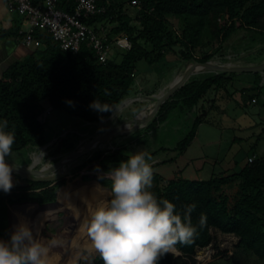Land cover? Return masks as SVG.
Segmentation results:
<instances>
[{
	"label": "trees",
	"instance_id": "trees-1",
	"mask_svg": "<svg viewBox=\"0 0 264 264\" xmlns=\"http://www.w3.org/2000/svg\"><path fill=\"white\" fill-rule=\"evenodd\" d=\"M43 1L33 0V3ZM74 1L58 0V8L72 11ZM133 2L138 9L135 24L125 12V5ZM100 5L106 12L85 20V23L95 28L101 24L106 30L110 28L105 44L109 51L113 49L114 56L110 57L109 52L106 62L99 61L88 42L82 45L79 53L73 54L62 50L50 34L36 31L35 37L42 48L4 71L0 79V122L7 120L8 127L4 131L15 133L12 150L44 147L47 141L43 118L47 112L66 110L67 101L73 102L76 116L84 123L96 124L109 119L133 92L140 62L154 66L164 62L168 55H175L181 61L208 62L239 31L264 41V0H101ZM172 17L182 23L181 33L171 26L169 19ZM20 31L17 27L0 34L2 37L14 35L22 40ZM120 39H126L130 46L118 47L116 41ZM204 46L211 47L213 53L202 59L195 58L194 51ZM255 75L259 76V73ZM235 76L208 73L198 79L191 77L160 108L149 128L167 122L169 114L177 109L191 113V129L177 146L182 156L195 140L199 126L208 123L210 107L204 101L213 102L209 100L212 93L228 92ZM250 99L254 97L250 96ZM94 100L108 106L110 112L99 113L91 109L89 105ZM68 137L60 142L59 150L74 147L67 141ZM126 151L125 147L114 152L93 153L80 169L90 167L97 172L98 165L99 173H106L113 164L127 158L129 153ZM157 166H152L153 187L149 189L157 199L174 203L182 217L188 206H194L190 220L196 232L190 242L175 246L183 257L191 259L197 250L210 246L213 242L211 230L215 229L236 236L239 243L230 258H220L209 264H250L252 259L264 262V157H256L239 173H223L207 180L167 181L155 172ZM26 181L27 185H14L10 193L0 191L1 239L7 240L10 236L8 205L54 202L58 188L64 184ZM234 182H239V190L231 205L223 189ZM100 183L102 190L110 196L111 181L102 178ZM26 208L28 213L38 210ZM13 212L15 224L19 225L21 221L16 216L19 214ZM202 217L203 226L200 223ZM172 252L178 254L177 250ZM183 257L176 258L168 253L159 264H188ZM95 264H103L100 256Z\"/></svg>",
	"mask_w": 264,
	"mask_h": 264
},
{
	"label": "rangeland",
	"instance_id": "rangeland-1",
	"mask_svg": "<svg viewBox=\"0 0 264 264\" xmlns=\"http://www.w3.org/2000/svg\"><path fill=\"white\" fill-rule=\"evenodd\" d=\"M135 5V2L125 5V12L133 19L134 24L135 17L138 14V9ZM169 21L173 29L177 33H181L182 23L175 17L170 18ZM99 26L101 27L103 25L101 24ZM24 28L28 30L27 27ZM107 29L109 30L110 28L107 27ZM253 37L254 35L252 36L246 31H239L229 42L223 45V49L220 52L213 55L210 61L220 65L232 64L243 67L251 66L250 62L253 61H264V41L255 40ZM117 42L118 41H116V43ZM123 44V47H121V45H118V47L124 49L125 44H127L125 40ZM212 53L213 50L211 47L204 46L195 50L194 56L195 58L202 59L206 55ZM113 56L114 53L112 49L110 51V57ZM189 62L191 61H181L179 57L175 55H168L164 62L154 65L152 68L148 67V70H146L147 72L139 71L138 79H136V84L130 97L122 102L109 119L102 122L88 124L80 121L76 116L74 106L70 105H67L66 110L62 112H47L43 118L45 122V138L47 144L38 149L24 148L12 150L11 155L6 157V162L18 167L32 168L34 170H41L48 165L49 169L63 157L78 151L90 141L124 124L145 109L138 119L139 121H143L147 117L146 111L151 110L153 102L156 100V95L168 87L175 76L185 70ZM206 74L208 73L203 72L194 74L192 78L198 79ZM263 89L264 88H261L262 91ZM228 92L234 96V100L242 104L241 93L236 92L233 87H229ZM204 102L208 106V99ZM260 108L259 105L250 103L244 110L246 113H249L250 111H257ZM239 114H241V108H234V111L233 109H229L226 116H222V129H217V131L212 129L208 123L203 124L198 128L197 137L192 143L189 152L182 156L179 155L177 146L189 133L193 119L186 116L180 109H177L169 114V119L166 123L154 129L149 128L157 118V113L153 120L145 127L112 139L106 143V147H95L72 162L65 171L66 177L61 179V182L64 184L57 190V193L60 192L61 196L65 188L70 190L68 191L69 193L65 201L60 203L66 204L56 210H52L50 213L44 214L50 217L44 220L45 216L43 215L36 226H34L33 223V219L37 215L36 213L30 216V214L25 215L16 210V213L18 212L21 217V221L26 222L28 227L32 230L34 237L38 235V240L47 247L46 264H55L57 262V264H65L70 253L74 251L77 252L79 257L74 259L72 264L89 263L88 257L92 254V250L90 246L84 245L85 242L81 240V233L85 229L84 224L87 220L90 207L94 206L99 200L110 198V196L102 190V185L98 179L106 178L103 173L92 171L90 167L80 169L90 155L96 152H114L117 149L126 147V153L135 154L138 151L148 153L151 156L149 163L151 166L158 165L155 168V172L161 175L165 180H171L177 176L188 180H207L211 177V175H208V171L212 172V170L215 169V172H218L219 166L216 164L217 159L229 160L239 151L238 147L232 143L234 137L246 139L241 145L245 153L250 152V155L255 153V151H252L249 147L256 142L258 134L263 132L261 127H264V121L257 120L260 125L254 131L256 133L255 136L250 134V138H248L247 135L241 132L234 135L232 133L231 137L229 135L231 133L228 130V126L231 124V118H234L240 123H243L247 119L237 117ZM190 115L192 114L190 113ZM212 116L216 117L215 114H212L211 117ZM252 130L253 129H251V131ZM67 135L69 136L67 141L74 144V147L70 150L66 148L59 150L58 147L60 142L65 139ZM214 138H220L218 143H214L217 144V146L208 145V140H214ZM220 141L221 143H219ZM263 149L264 148H261L258 152L256 151L257 154L263 155ZM38 158L39 161L37 162ZM62 167L63 164L61 162L58 169L60 170ZM57 174L56 172L54 175ZM12 177L14 185L24 186L28 184L24 178L14 174H12ZM83 177H88V179L84 180ZM79 190H81L82 196L78 193ZM223 193L229 197L230 204L233 205L237 197V185L230 184L225 186ZM57 200L58 202L59 200L61 201V197H57ZM77 203H79L78 208L80 209L76 207ZM28 207L29 210L35 209L34 206ZM82 207H84V210ZM11 211L13 213V209H11ZM41 222H43L44 229L40 226L42 225L40 224ZM15 226L17 225L15 224ZM46 231L52 233V236L47 235L48 232ZM211 234L213 237L212 244L202 250H197L191 259L183 257V255L178 256V254L174 252H169V254L174 255L176 258L183 257L184 262L188 264H209L220 258H230L234 254L239 239L234 235L223 234L215 229L211 230ZM89 242L91 241L88 237L87 243ZM70 244H72V248L69 247ZM209 249L213 252L210 259L202 258L207 254ZM94 251L95 250H93V252ZM64 256L65 258L67 257L65 260L63 258ZM250 264H264V262L252 259Z\"/></svg>",
	"mask_w": 264,
	"mask_h": 264
},
{
	"label": "clouds",
	"instance_id": "clouds-1",
	"mask_svg": "<svg viewBox=\"0 0 264 264\" xmlns=\"http://www.w3.org/2000/svg\"><path fill=\"white\" fill-rule=\"evenodd\" d=\"M67 103L73 106L72 101ZM89 107L110 112L97 100ZM7 127V120L0 122V191L6 194L14 187L13 167L6 157L15 142V133L4 131ZM150 160L146 152L129 153L117 167L103 173L111 181L110 198L91 206L84 224L103 264H159L178 243L190 242L196 232L190 220L194 206H188L182 217L174 203L158 200L149 190L153 187ZM95 170L100 171L98 165ZM200 223L203 226V217ZM47 253L26 223L14 226L7 240L0 239V264H46Z\"/></svg>",
	"mask_w": 264,
	"mask_h": 264
},
{
	"label": "crops",
	"instance_id": "crops-1",
	"mask_svg": "<svg viewBox=\"0 0 264 264\" xmlns=\"http://www.w3.org/2000/svg\"><path fill=\"white\" fill-rule=\"evenodd\" d=\"M8 2L9 0H0V32L12 31L17 27H20L21 30H25L24 27L27 26L24 24L23 18L16 12L10 11V9L8 8ZM40 48H42V46ZM34 51H35L34 49L28 48L22 42V40L17 36L12 35L8 37H2V34H0V79L3 77L4 71L8 67H10L11 65L17 62H21L25 60ZM263 62H264L263 60H260V61H253L250 63L251 65H258ZM148 67L152 68V66H149L145 62H140L138 64V68L136 71V79H138L139 71H146L148 70ZM232 87L236 92L242 94V104L239 103L237 100H234V96L229 92L220 91L217 94L212 93L209 97V100L210 101L213 100V102L208 104V106L210 107L208 109V125L211 126V128L216 131L217 129H222L221 127L222 116L225 117L229 109L230 110L233 109L234 111V108L235 109L241 108V114L237 115V117L239 118L241 117V119L247 118L248 120L246 119V121L240 123L234 118H231L230 120L231 124L229 125L230 127L228 126L229 128L228 130L231 133L229 135L232 137V133L234 135L236 133L242 132L245 135H247L248 138H250L249 137L250 134H252V136H255L256 133L254 131L260 125V123L257 120L259 119L264 121V89L263 91L261 90V88H264V73H259V76H256L255 73L236 74V76L234 77ZM250 96H253L254 99H250ZM247 98L249 99V101ZM253 100H256V102L253 103ZM250 103L253 105H259L261 108L257 111H250L249 113H246L244 109ZM195 111L196 109H194L193 112ZM183 113L186 114V116H188L189 118H192V115H190L189 112L185 111ZM212 114H215L216 117L213 116L211 117ZM203 124H207V123H203ZM203 124H201L199 127H201ZM251 129L253 130L251 131ZM261 129L263 130V132L258 134L256 142L249 147L252 151H255L253 155H250V152L245 153L243 151V148L241 147V145L246 140L245 138L234 137L232 143L233 145L238 147L239 151L235 153L229 160L217 159L216 164H218L219 166L218 172H215L214 169L212 170V172L208 171V175H211L212 177L214 175H219L223 173H228V174L239 173L252 161L254 157H264V149H263V155H259V153L257 154L259 149L264 148V134H263L264 127H261ZM219 140L220 138H214V140L213 139L208 140V145L217 146V144L214 143H218ZM221 141L219 143H221ZM191 145L188 147L187 151L184 154L189 152ZM174 179H183V178L177 176ZM238 183L239 182L232 183V185L233 184L237 185V193L239 190ZM68 193L66 197L68 196Z\"/></svg>",
	"mask_w": 264,
	"mask_h": 264
},
{
	"label": "built area",
	"instance_id": "built-area-1",
	"mask_svg": "<svg viewBox=\"0 0 264 264\" xmlns=\"http://www.w3.org/2000/svg\"><path fill=\"white\" fill-rule=\"evenodd\" d=\"M100 2L75 0L72 11H67L58 8V0H44L38 4H34L33 0H9L8 8L23 18L28 30H21L20 33L23 34L22 42L28 48L36 50L42 46L35 37L36 31H39L50 34L62 50L73 54L79 53L82 45L88 42L99 61L106 62L110 52L105 44L107 30L104 26L95 28L85 23V20L106 12ZM124 40L127 43L125 48L129 47L128 41ZM124 40H118L117 45L123 47Z\"/></svg>",
	"mask_w": 264,
	"mask_h": 264
},
{
	"label": "water",
	"instance_id": "water-1",
	"mask_svg": "<svg viewBox=\"0 0 264 264\" xmlns=\"http://www.w3.org/2000/svg\"><path fill=\"white\" fill-rule=\"evenodd\" d=\"M192 63L191 67H187L184 76L182 80L174 85L170 86L168 90L159 98L156 100L153 111L148 119L144 121V123H148L149 121H152L153 118L157 115L158 111L160 108L168 102L182 87H184L190 78L194 75V68L197 66H200L203 68L204 73H214V74H242V73H264V62L258 65H251V66H237V65H232V64H223V65H217V63L213 61H208L201 63L195 59L191 60V62L188 63L190 65ZM230 65L229 67H226ZM136 117L130 119L129 121L125 122L124 124H121L104 134L100 135L93 141H90L86 145H84L81 149H79L76 152L71 153L70 155H67L63 157L60 161L52 165V169L50 170H45V168L41 170H34L32 168H23V167H18L13 164H10L13 167V172L12 174L17 175L21 178H24L29 181L33 182H49L52 183V185H55L57 182H60L61 179L66 177V173L62 172L58 169V165L66 161L68 165H70L72 162L77 160L79 157L85 155L88 153L91 149L95 147H101L102 144H105L112 139L129 134L133 131L138 130L141 126V124L136 125L135 123ZM128 126H132L130 129L127 128ZM8 163V162H7ZM119 163L113 164L112 167H117ZM58 173L57 175H54L55 173ZM100 180V178H98ZM106 188V187H104ZM108 189V188H106ZM110 191V189H108ZM56 196L58 197V193H56ZM58 200L40 205L38 203H30V202H25V203H13L8 205V223H9V232L11 233L14 231V226H15V215L12 213L11 209H16L20 212H22L25 215L30 214L32 216V213H28V211L25 210L26 207L28 206H34L36 209H46V208H51L55 207L58 204ZM44 229V227H43ZM51 235V234H50ZM52 236V235H51ZM178 256H181L182 253L178 250ZM99 256L98 253L96 254H90L89 255V263L88 264H95V261L97 257Z\"/></svg>",
	"mask_w": 264,
	"mask_h": 264
},
{
	"label": "bare ground",
	"instance_id": "bare-ground-1",
	"mask_svg": "<svg viewBox=\"0 0 264 264\" xmlns=\"http://www.w3.org/2000/svg\"><path fill=\"white\" fill-rule=\"evenodd\" d=\"M216 63V62H215ZM217 65H220V64H217ZM192 66V63L190 64V65H187V67H191ZM230 65H228V66H226V67H229ZM187 67L185 68V70H183L182 72H180L179 74H177L176 76H175V78L173 79V81L169 84V86L168 87H166L163 91H161V92H159V94H157L156 95V100L157 99H159L167 90H168V88L170 87V86H174V85H176V84H178L181 80H182V78H183V76H184V73H185V71H186V69H187ZM204 71H203V68L202 67H200V66H197V67H195L194 68V74H198V73H203ZM172 84V85H171ZM156 100H155V102H156ZM155 102H153V106H152V108H151V110L149 111V110H147L146 111V113H147V117H146V119H148L149 117H150V115H151V113H152V111H153V108H154V105H155ZM147 109H148V107H147ZM145 110V109H144ZM143 110V111H144ZM142 111V112H143ZM142 112H140L137 116H136V119H135V123L134 124H136V125H139V124H141L140 126V128H143V127H145L148 123H144V121L146 120V119H144L143 121H139L138 119H139V116L142 114ZM132 126H128L127 128H131ZM106 147V143L105 144H102V148L103 147ZM40 158V157H39ZM39 158L37 159V162L39 161ZM36 162V163H37ZM35 163V164H36ZM60 165V164H59ZM58 165V166H59ZM69 165L67 164V162L65 161V163H64V165H63V167L60 169V171H62V172H65L66 171V169H67V167H68ZM53 167V166H52ZM52 167H50V168H52ZM45 168V170H50V168L48 169V165L47 166H45L44 167ZM101 187V186H100ZM80 195L82 194V192H81V190H79V192H78ZM67 195V194H66ZM65 195V196H66ZM82 196V195H81ZM58 197H60V192L58 193ZM78 197V196H77ZM77 199V198H76ZM79 200V199H78ZM59 203H60V200H59ZM58 203V204H59ZM57 204V205H58ZM64 204H66V203H64ZM63 203L62 204H59L57 207H55V208H53L52 210H56V209H58V208H60L61 206H63L64 205ZM79 203H77L76 204V207L78 208L79 207V205H78ZM78 209H80V208H78ZM82 209L84 210V207H82ZM16 211V209H13V211ZM25 210L26 211H28L27 210V208H25ZM42 210H45L44 211V214H47V213H50V212H52V210L50 209V208H46V209H38L35 213L36 214H38L39 212H41ZM14 213V212H13ZM34 213V214H35ZM43 214V215H44ZM42 215V216H43ZM41 216V217H42ZM45 216V215H44ZM40 217V216H39ZM40 217V218H41ZM37 223H38V218L34 221V226H36L37 225ZM40 224H42L43 225V222H41ZM42 225H40L41 226V228H42ZM40 229V228H39ZM38 235H35V238L36 239H38ZM81 240H83V242H85V246L87 245V246H90L91 247V252H92V254H96V252L94 251L93 252V248H92V245H91V242H89V243H87L88 242V235L86 234V231H85V229L83 230V232L81 233ZM86 240V241H85ZM70 248H72V244H70V246H69ZM76 248V247H75ZM212 254H213V252L209 249L208 250V252H207V254L205 255V256H203L202 258H204V259H210V257L212 256ZM77 257H79V255L77 254V252H73V253H70V255H69V257L67 258V260H66V262H65V264H72V262H73V260L74 259H76ZM64 258V260L66 259L65 258V256L63 257ZM63 264V263H62Z\"/></svg>",
	"mask_w": 264,
	"mask_h": 264
},
{
	"label": "flooded vegetation",
	"instance_id": "flooded-vegetation-1",
	"mask_svg": "<svg viewBox=\"0 0 264 264\" xmlns=\"http://www.w3.org/2000/svg\"><path fill=\"white\" fill-rule=\"evenodd\" d=\"M64 163H65V161H63L62 162V164L64 165ZM61 182V181H60ZM64 192H63V194H62V196L60 195V197H61V201H60V203L61 202H64L65 201V199H66V194L68 193V189L67 188H65L64 190H63ZM59 203V204H60ZM58 204V205H59ZM58 205H56L55 207H57ZM55 207H51L50 209L52 210L53 208H55ZM44 211L45 210H42L41 212H39L37 215H36V217L33 219L34 221L38 218V221L40 220V217L44 214ZM19 219H20V221H21V217H20V215H16ZM40 216V217H39ZM48 217H50V216H45L44 217V220L46 219V218H48ZM44 220H43V222H44ZM34 221H33V223H34ZM21 223H26V222H24V221H21ZM42 229H43V225H42ZM57 231V230H56ZM46 232H48V231H46ZM50 234H52V233H50V232H48L47 233V235H50ZM65 262V261H64ZM58 263V262H57ZM57 263H55V264H57Z\"/></svg>",
	"mask_w": 264,
	"mask_h": 264
}]
</instances>
